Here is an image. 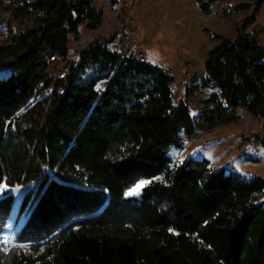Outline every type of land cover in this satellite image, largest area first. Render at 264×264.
Here are the masks:
<instances>
[{
  "label": "trees",
  "instance_id": "1",
  "mask_svg": "<svg viewBox=\"0 0 264 264\" xmlns=\"http://www.w3.org/2000/svg\"><path fill=\"white\" fill-rule=\"evenodd\" d=\"M263 1L235 39L215 34L207 75L193 84L215 90L194 117L188 90L174 103L172 75L101 38L30 105L53 83L50 57L67 54L71 35L85 21L98 26L101 13L94 0H0V14L7 2L12 17L37 21L0 44V65L15 62L0 76V186L39 182L23 197L17 218L26 217L15 235L34 244L0 246V264H264V177L213 169L207 158L172 167L170 155L240 110L264 120V44L245 31ZM211 2L199 5L209 12ZM141 179L151 181L127 196ZM14 204L15 195L2 192L0 237Z\"/></svg>",
  "mask_w": 264,
  "mask_h": 264
},
{
  "label": "rangeland",
  "instance_id": "2",
  "mask_svg": "<svg viewBox=\"0 0 264 264\" xmlns=\"http://www.w3.org/2000/svg\"><path fill=\"white\" fill-rule=\"evenodd\" d=\"M257 1L216 0L210 3V11L204 12L199 0H94L101 13L99 25L92 28V24L85 21L79 32L71 35L68 51L71 56L78 54L87 43L101 38L110 49L122 55L129 54L128 50L142 54L150 63L171 71L175 104L189 91L191 113L197 117L202 101L215 90L214 87L193 88V84H200L207 75L205 61L210 50L220 42L215 34L235 39L238 27L252 13ZM241 4H249L250 9L237 8ZM8 9L7 2H4L0 14V44L9 42L18 31L37 24L34 15L12 17ZM129 10H133L134 26L121 36L118 32ZM245 31L264 44V1L256 21L249 24ZM14 66V61L0 65V76L10 74ZM58 68V64L51 63L47 76L53 78V83L38 93L30 105L54 91L55 83L61 76ZM104 86L105 82H101L98 88L103 89ZM170 155L173 158L172 167L187 157L207 158L213 169L233 167L246 175L264 177V120L243 112L237 119L206 125L195 136L187 137L181 148H172ZM155 179L161 180L162 176ZM141 181L151 180L141 179L137 184ZM38 186V181L13 187L5 183L0 186V196L5 191L15 195L12 218L6 233L0 237L12 246L24 245L28 248L34 244L17 243L15 235L26 217L24 213L17 218L23 197L29 191H36Z\"/></svg>",
  "mask_w": 264,
  "mask_h": 264
},
{
  "label": "built area",
  "instance_id": "3",
  "mask_svg": "<svg viewBox=\"0 0 264 264\" xmlns=\"http://www.w3.org/2000/svg\"><path fill=\"white\" fill-rule=\"evenodd\" d=\"M132 14H133V10H129L127 15H126V17H125V19L122 21L121 28L119 29V32H118L121 36H124L125 34H127V30L134 26L135 20H134ZM127 46H128V49H129L130 48L129 45H127ZM69 51L65 55L57 53V54H54V55H52L50 57V61L52 63L55 62L56 64H58L59 73L61 74V76L63 78H65L68 75V73L70 71V68L72 66H76L78 64V62L80 61V52H78V54H74V55L71 56L69 54L70 53ZM128 51H130V53L127 54V55L131 56L132 58H137L140 61H145L146 60L145 57L142 54H140V53H137V54L136 53H132L133 51H131V50H128ZM161 69L164 72H166V73L171 75V73H170L171 71H169L168 69H165V68H161ZM243 112H246V111L240 110V113H243ZM0 246H1V248L4 251H9L13 247L10 243L6 242L5 240H0Z\"/></svg>",
  "mask_w": 264,
  "mask_h": 264
},
{
  "label": "snow or ice",
  "instance_id": "4",
  "mask_svg": "<svg viewBox=\"0 0 264 264\" xmlns=\"http://www.w3.org/2000/svg\"><path fill=\"white\" fill-rule=\"evenodd\" d=\"M147 183H150V181H141L140 183L136 184L133 188L129 189V191L126 193V195H128V196L139 195L140 190ZM21 247H26V246L21 245Z\"/></svg>",
  "mask_w": 264,
  "mask_h": 264
},
{
  "label": "crops",
  "instance_id": "5",
  "mask_svg": "<svg viewBox=\"0 0 264 264\" xmlns=\"http://www.w3.org/2000/svg\"><path fill=\"white\" fill-rule=\"evenodd\" d=\"M148 61V60H147ZM158 66H161V65H158Z\"/></svg>",
  "mask_w": 264,
  "mask_h": 264
}]
</instances>
